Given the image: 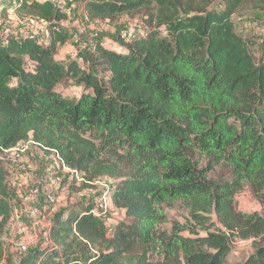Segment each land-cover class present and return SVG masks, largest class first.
<instances>
[{
	"label": "trees",
	"instance_id": "trees-1",
	"mask_svg": "<svg viewBox=\"0 0 264 264\" xmlns=\"http://www.w3.org/2000/svg\"><path fill=\"white\" fill-rule=\"evenodd\" d=\"M246 1L81 0L89 22L141 14L142 33L129 41L118 34L117 50L96 38L93 52L64 65L55 57L71 39L61 27L66 14L50 3L11 0L16 18L43 23L49 41L19 33L0 39V153L30 140L76 170L81 190L112 180L109 198L125 219L109 233L91 213L95 202L68 206L48 228L57 244L16 264H226L233 239L255 248L243 264H264V215L234 207L248 187L264 208V61L255 63L232 22ZM68 79L85 89L75 100L57 90ZM220 165L231 180L214 183L208 175ZM6 175L0 163V235L13 210ZM175 201L187 204L194 225L174 223L160 241L162 206Z\"/></svg>",
	"mask_w": 264,
	"mask_h": 264
},
{
	"label": "rangeland",
	"instance_id": "rangeland-1",
	"mask_svg": "<svg viewBox=\"0 0 264 264\" xmlns=\"http://www.w3.org/2000/svg\"><path fill=\"white\" fill-rule=\"evenodd\" d=\"M68 6L73 7V13L70 14L65 22L61 24L64 31L71 35V39L65 44L64 49H59L56 55V60L62 62L64 65L69 63L70 60L76 58L79 52H93L94 41L96 38H101V45L105 48L117 50V35L122 31L134 29V31L140 35L142 33L141 14H134L133 16L123 15L119 21L115 24H111L109 21H93L87 23L81 12L82 3L81 0H66ZM9 2V3H7ZM4 2L0 0V9L2 14V26L8 27L13 33H19L24 35L27 25L14 27L11 24H5L8 22L7 14H3L11 0ZM6 6V8H5ZM212 7L218 8V4H214ZM213 8V9H214ZM232 22L235 27V32L246 42H248V49L254 58L257 65H260L264 61L263 57V45H264V0H248L244 3L232 16ZM26 23V22H23ZM158 31L161 37H166V29L159 27ZM75 38L78 40L77 44H72L71 40ZM1 39V37H0ZM39 39V38H38ZM81 68H86L80 59L77 60ZM95 70V69H94ZM100 77V74L97 73ZM58 92L66 99H77L82 92L85 91L84 87L77 81L68 79L65 80L57 87ZM230 123L239 127L237 121L230 120ZM86 139L92 140L95 144H99V140H96L90 133L84 135ZM41 164L31 165L22 159V162L27 165H31L34 173V179L44 180L46 183L48 179L44 177H54L57 173L50 171L48 161L42 152L39 153ZM25 157V156H24ZM194 160L198 163L200 168H205L206 159L201 155L194 153ZM44 165L41 168V165ZM3 166V165H2ZM49 170V171H48ZM209 180L214 183L228 182L231 180L230 170L226 165H220L214 169L208 175ZM30 181H27V187L30 186ZM39 185V184H38ZM46 185V184H45ZM114 187V182L110 179H101L94 184L91 188L81 190L80 185L73 179L66 177L61 184H51V190L55 191L57 188L56 197V213L60 210L72 206L81 201H93L95 204L99 203L100 198L106 195V213L103 216L107 222L108 232L111 233L112 227L115 226L119 220H125L122 212L116 210L110 201L109 193ZM57 206H59L57 208ZM234 207L236 211L243 213L258 212L264 215V208L261 207L251 195L248 187L238 194L234 199ZM162 208L165 211L167 222L159 225L156 230L157 238L160 241H165L167 236L171 234V230L174 223L194 225L189 217V209L185 202L175 201L169 204H164ZM55 213V214H56ZM27 208L14 204L11 220L5 226L0 235V264H16L17 259L29 255L35 249L43 248L48 245H56L50 240L47 228V220L36 219L32 221L27 217ZM211 221L216 223L215 216H211ZM19 226H25L30 230V234L20 237L16 232ZM215 232L210 229L208 232H200L201 236L205 234ZM184 236H189V232H182ZM27 241V242H26ZM22 244L26 248V253L20 251L19 244ZM21 245V246H22ZM254 246L251 241H241L239 239H233L230 242V251L226 256V264H243L245 260L254 253ZM150 261L153 263H160V259L156 256H151ZM18 262V261H17Z\"/></svg>",
	"mask_w": 264,
	"mask_h": 264
},
{
	"label": "built area",
	"instance_id": "built-area-1",
	"mask_svg": "<svg viewBox=\"0 0 264 264\" xmlns=\"http://www.w3.org/2000/svg\"><path fill=\"white\" fill-rule=\"evenodd\" d=\"M39 3H50L56 9L66 14L68 17L73 13V7L68 6L66 0H35ZM71 0H69L70 2ZM5 14H7V18L12 16L14 13L11 8L5 10ZM84 20L89 23L88 18L84 15ZM2 14L0 9V26H2ZM29 25H36L39 22L30 20L27 22ZM45 30V29H44ZM5 35L13 34L9 29H6ZM138 35L134 29H129L126 31L120 32L121 38L125 41L131 40L134 36ZM26 37L29 39H33L39 43H45L49 41V34L45 30L44 36L42 38H37L34 34H28ZM72 44H77L78 40L72 38ZM30 147H36L34 143L30 140L21 142L17 144L14 148L9 150L2 151L0 153V163L3 165L6 171V183L11 193V197L9 200L10 205L13 207L14 204H19L25 208H27V214L29 216H35L40 212V202L42 196L44 197L46 206L49 208L50 212H54L56 210V197L55 193L49 191L48 189H42L40 187H27V181H30L34 178V173L31 165L24 164L22 159L28 152ZM38 148V147H37ZM41 150V149H40ZM43 153V152H42ZM44 155V154H43ZM44 157L50 161L49 169L58 175L53 177V183L61 184L63 179L68 177V179H73L77 182L78 185L85 183L82 176L74 169L68 168L64 161L60 158V156L56 152H51L50 155ZM106 195H103L99 203L94 205L91 213L97 217L102 219L106 213ZM20 237L26 236L30 234V230L25 226H19L16 232ZM19 244L20 251L22 253H26L25 246H21Z\"/></svg>",
	"mask_w": 264,
	"mask_h": 264
},
{
	"label": "crops",
	"instance_id": "crops-1",
	"mask_svg": "<svg viewBox=\"0 0 264 264\" xmlns=\"http://www.w3.org/2000/svg\"><path fill=\"white\" fill-rule=\"evenodd\" d=\"M80 9H82V7ZM81 12H82V10H81ZM83 18H84V15H83ZM5 24H8V25L11 24L14 27H16V26H23V27H25V24H26L27 25V28H26V32L24 33V36H27L28 34H34L37 38H42L44 36V31H45L44 30L45 29L44 27H45V25L43 23H38V24H36L34 26L33 25H29L27 22L26 23L20 22L16 18V16L14 14L12 16L8 17V22L5 23ZM6 29H9V28L8 27H3L2 28L3 31H1V29H0V37L1 38L3 36H5V32L4 31ZM9 30H11V29H9ZM64 46H62L60 48L61 49H64ZM40 152H42V151L39 148H37V147H30L29 150H28V152L26 153V155L24 157L25 161L28 162V163H30L33 166L35 165V167L37 166L38 162H39V164H41L40 155H39ZM43 167H44V165L42 163L41 168H43ZM52 173L54 174L55 172H52ZM44 179L45 180L48 179L46 183L44 182L43 179L42 180H36V179L33 178L29 182L30 183V186L40 187V188L45 189V190L48 189L49 191L54 192L56 194L57 191H58L57 188H56L55 191L51 190V188H50V185L51 184H54L53 183V178L52 177H47V178L44 177ZM39 207H40L39 214H37L35 216L34 215L33 216H30V219L32 221H35L36 219L47 220V225L46 226H47V228H49V226H50V224H51V222L53 220V217H54V215H55V213H56L57 210H55L54 212H50L49 208L46 206V203H45V200H44V197L43 196L41 198V202H40V206ZM58 207L59 206H57V208ZM26 215H28V214H26ZM27 217L29 218V215ZM18 260H19V258L17 259V261ZM17 261H16V263H17Z\"/></svg>",
	"mask_w": 264,
	"mask_h": 264
}]
</instances>
